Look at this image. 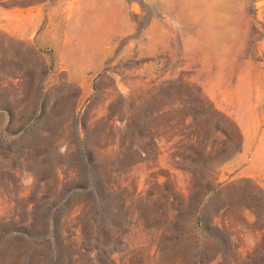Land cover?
<instances>
[{
    "label": "rangeland",
    "instance_id": "rangeland-1",
    "mask_svg": "<svg viewBox=\"0 0 264 264\" xmlns=\"http://www.w3.org/2000/svg\"><path fill=\"white\" fill-rule=\"evenodd\" d=\"M55 258L264 264V0H0V264Z\"/></svg>",
    "mask_w": 264,
    "mask_h": 264
},
{
    "label": "trees",
    "instance_id": "trees-1",
    "mask_svg": "<svg viewBox=\"0 0 264 264\" xmlns=\"http://www.w3.org/2000/svg\"><path fill=\"white\" fill-rule=\"evenodd\" d=\"M19 227L14 226V228L10 229L8 232V235L10 234H15L17 233L15 236V238L17 239V242L20 244V246H22V244L26 241V237L27 238H32V234H30V232H27L28 234H26L25 232H15V231H19ZM17 235H20L17 237ZM58 235H59V224L57 221H51L50 222V234H46L43 236V239L49 238L50 240H55L58 241ZM96 240L97 243H99V237H91V236H87V235H83V236H78L76 233H72L71 236L67 237L65 240L61 241L59 243V247L61 248H70L73 250V253L70 254V260L73 261H77V259L86 251L89 252L88 247H89V243H91V241ZM40 239L37 238L36 242H38ZM30 263V262H29ZM58 261L55 258L52 262V264H57ZM31 264V263H30Z\"/></svg>",
    "mask_w": 264,
    "mask_h": 264
}]
</instances>
